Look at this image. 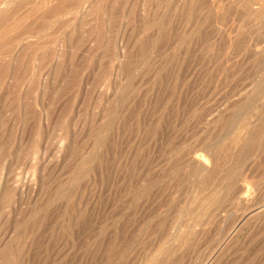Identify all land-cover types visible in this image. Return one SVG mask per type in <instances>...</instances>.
<instances>
[{"label": "rangeland", "instance_id": "374dc122", "mask_svg": "<svg viewBox=\"0 0 264 264\" xmlns=\"http://www.w3.org/2000/svg\"><path fill=\"white\" fill-rule=\"evenodd\" d=\"M6 1L0 264H264L253 0Z\"/></svg>", "mask_w": 264, "mask_h": 264}, {"label": "bare ground", "instance_id": "6f19581e", "mask_svg": "<svg viewBox=\"0 0 264 264\" xmlns=\"http://www.w3.org/2000/svg\"><path fill=\"white\" fill-rule=\"evenodd\" d=\"M243 1L246 2V0H243ZM248 2H249V0H247V3ZM8 5H9V1L8 2L6 1L4 4H0V11H3L6 7H8ZM257 5H260V6L255 8V6H257ZM251 9L254 10L253 13L255 15H253V16H256V18H255L256 20H262L264 18V4L257 3L256 0H253ZM263 43H264V40H257V41H254L252 43L251 48H252V52L255 56H258L264 52ZM247 127H248V124L243 123V124H241L240 128L246 129ZM231 140L236 142V137H233ZM200 158H201V156H198V160H200Z\"/></svg>", "mask_w": 264, "mask_h": 264}]
</instances>
